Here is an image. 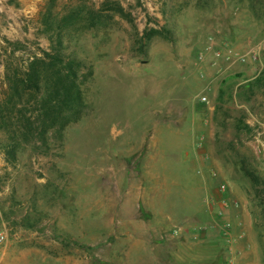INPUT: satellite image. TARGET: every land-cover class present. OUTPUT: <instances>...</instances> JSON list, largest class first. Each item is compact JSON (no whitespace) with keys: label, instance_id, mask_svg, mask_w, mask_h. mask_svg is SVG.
Masks as SVG:
<instances>
[{"label":"rangeland","instance_id":"obj_1","mask_svg":"<svg viewBox=\"0 0 264 264\" xmlns=\"http://www.w3.org/2000/svg\"><path fill=\"white\" fill-rule=\"evenodd\" d=\"M59 37L85 107L0 135V264H264V0H0V81Z\"/></svg>","mask_w":264,"mask_h":264},{"label":"trees","instance_id":"obj_2","mask_svg":"<svg viewBox=\"0 0 264 264\" xmlns=\"http://www.w3.org/2000/svg\"><path fill=\"white\" fill-rule=\"evenodd\" d=\"M82 66L80 59L63 52L60 37L40 54L8 56L0 81V135L12 158L23 143L46 145L50 132H62L81 118Z\"/></svg>","mask_w":264,"mask_h":264},{"label":"crops","instance_id":"obj_3","mask_svg":"<svg viewBox=\"0 0 264 264\" xmlns=\"http://www.w3.org/2000/svg\"><path fill=\"white\" fill-rule=\"evenodd\" d=\"M186 229L187 228H185V230ZM129 258H131V261H130L131 264H141V261L138 260L139 257H137L135 254H132L131 256H126L125 259L128 260ZM196 258H197L196 255H194V256L191 255L190 257H188L186 254L182 255L179 252H176V254L172 255L171 257H165V256H161V255L149 256L148 262H150V264H184L183 262L184 261L187 262L188 259H189L188 263L191 264L192 263V259H196ZM232 258H233V260H227V262L229 261L228 264H236L234 262L235 261V255L232 256ZM123 262H124V256H123ZM125 263H129V261H125Z\"/></svg>","mask_w":264,"mask_h":264},{"label":"built area","instance_id":"obj_4","mask_svg":"<svg viewBox=\"0 0 264 264\" xmlns=\"http://www.w3.org/2000/svg\"><path fill=\"white\" fill-rule=\"evenodd\" d=\"M4 238H5L4 231L0 228V242H2V241L4 240ZM225 240H226L227 242L230 241V239H229L228 237H227Z\"/></svg>","mask_w":264,"mask_h":264}]
</instances>
